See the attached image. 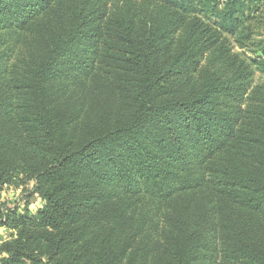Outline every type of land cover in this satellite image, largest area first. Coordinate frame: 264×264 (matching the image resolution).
I'll list each match as a JSON object with an SVG mask.
<instances>
[{
    "label": "trees",
    "instance_id": "obj_1",
    "mask_svg": "<svg viewBox=\"0 0 264 264\" xmlns=\"http://www.w3.org/2000/svg\"><path fill=\"white\" fill-rule=\"evenodd\" d=\"M263 36L264 0H0V190L42 201L0 263L264 264Z\"/></svg>",
    "mask_w": 264,
    "mask_h": 264
},
{
    "label": "rangeland",
    "instance_id": "obj_2",
    "mask_svg": "<svg viewBox=\"0 0 264 264\" xmlns=\"http://www.w3.org/2000/svg\"><path fill=\"white\" fill-rule=\"evenodd\" d=\"M256 82H264V73H257ZM31 191V188L24 190L20 188L15 189L14 187H6L0 190V205L3 204L4 207H14V205L19 204V209L21 212H24L27 207L30 213L34 214L36 213L37 209L41 206L42 201L36 194L30 193ZM13 231V229H10L8 227L0 226V244L5 240L11 239V233Z\"/></svg>",
    "mask_w": 264,
    "mask_h": 264
}]
</instances>
